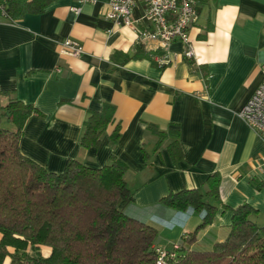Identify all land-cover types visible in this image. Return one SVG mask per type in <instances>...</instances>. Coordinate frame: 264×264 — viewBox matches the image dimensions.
Wrapping results in <instances>:
<instances>
[{"label":"crops","instance_id":"1","mask_svg":"<svg viewBox=\"0 0 264 264\" xmlns=\"http://www.w3.org/2000/svg\"><path fill=\"white\" fill-rule=\"evenodd\" d=\"M107 8V0H56L42 14L0 22V110L16 97L42 113L27 120L21 153L53 172H61L70 158L101 167L115 156L128 168L125 180L134 196L126 213L155 227L158 245L167 249L201 217L191 209L166 207L160 199L182 189L204 193L211 174L220 177L223 204L249 203L256 210L253 219L264 225V142L238 117L262 78L264 0H197L187 43H145L162 52L154 59L163 68L145 58L115 65L112 54H132L138 34L154 26L141 2L132 10L133 26L107 19ZM69 38L81 44L79 56L62 52L61 43ZM102 102L115 106L114 123L98 148L82 149L87 111L99 110ZM117 123L120 137L112 143ZM150 124L179 131L177 164L167 148L171 138L158 143ZM231 219V211L219 205L193 247L205 250L224 240Z\"/></svg>","mask_w":264,"mask_h":264},{"label":"trees","instance_id":"2","mask_svg":"<svg viewBox=\"0 0 264 264\" xmlns=\"http://www.w3.org/2000/svg\"><path fill=\"white\" fill-rule=\"evenodd\" d=\"M54 1L0 0V22L42 14ZM161 54L138 41L132 54L116 51L111 59L120 66L145 58L163 68L154 59ZM114 111L109 102L87 111L79 137L82 149L98 148L106 128L114 123ZM41 115L16 97L0 110V264L6 259L7 264H156V248L163 247L158 245V231L126 213L134 196L125 180L124 162L111 156L108 164L89 167L70 158L61 172H53L21 153L19 142L27 120ZM148 129L158 143L171 138L170 157L175 164L182 160L177 129L161 131L153 124ZM119 137L117 123L112 143ZM251 182L261 186L254 179ZM219 185L220 177L211 174L204 193L182 189L160 199L166 207L191 209L201 217L192 232L169 248L175 256L165 264H264V225L253 219L256 210L247 202L235 207L223 204ZM219 205L232 213L227 236L209 249L193 247L199 231L214 222Z\"/></svg>","mask_w":264,"mask_h":264},{"label":"built area","instance_id":"3","mask_svg":"<svg viewBox=\"0 0 264 264\" xmlns=\"http://www.w3.org/2000/svg\"><path fill=\"white\" fill-rule=\"evenodd\" d=\"M78 2L94 4L97 0H78ZM138 2L143 4L145 19L154 26L153 30H145L138 34L139 41L144 44L157 41L164 46L176 39L186 43L189 41L188 30L196 20L197 0H107L105 17L116 24L133 26L132 10ZM73 10L78 13L80 7H75ZM61 48L63 53L71 56H79L83 50L81 44L71 38L64 40ZM192 54V50L187 52L188 56ZM261 72L259 85L238 112V117L264 142V64ZM173 247L177 248L176 245ZM156 251L158 253L156 264H165L166 259L175 256L172 249L157 247Z\"/></svg>","mask_w":264,"mask_h":264},{"label":"rangeland","instance_id":"4","mask_svg":"<svg viewBox=\"0 0 264 264\" xmlns=\"http://www.w3.org/2000/svg\"><path fill=\"white\" fill-rule=\"evenodd\" d=\"M8 263V259H6L5 263L4 264H7Z\"/></svg>","mask_w":264,"mask_h":264}]
</instances>
